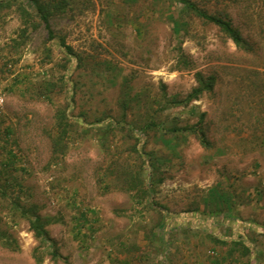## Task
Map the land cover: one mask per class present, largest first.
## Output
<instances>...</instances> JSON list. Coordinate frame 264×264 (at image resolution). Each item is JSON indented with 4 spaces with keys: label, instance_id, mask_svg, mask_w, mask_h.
Segmentation results:
<instances>
[{
    "label": "rangeland",
    "instance_id": "rangeland-1",
    "mask_svg": "<svg viewBox=\"0 0 264 264\" xmlns=\"http://www.w3.org/2000/svg\"><path fill=\"white\" fill-rule=\"evenodd\" d=\"M199 1L244 36H264V0H250L251 27L229 0ZM131 2L69 0L53 19L80 67L43 25L22 34L16 8L0 12V229L10 242L0 240V264H37L36 249L41 264H264V52L246 54L189 15L175 35V1ZM197 72L216 76L214 92L165 107L196 86ZM58 109L71 127L57 157ZM201 114L210 149L189 133L175 149L160 141L175 118L184 126ZM153 119L157 130L139 129ZM149 163L163 182L141 199L123 173ZM15 202L58 220L48 226L55 256ZM239 239L251 252L227 256Z\"/></svg>",
    "mask_w": 264,
    "mask_h": 264
},
{
    "label": "trees",
    "instance_id": "trees-1",
    "mask_svg": "<svg viewBox=\"0 0 264 264\" xmlns=\"http://www.w3.org/2000/svg\"><path fill=\"white\" fill-rule=\"evenodd\" d=\"M134 1L136 0H131ZM176 2L178 5L175 7V10L172 9L168 14L170 23L172 24L173 33L177 36L181 35V32L185 30L186 27V15L190 17H195L202 20L205 23L212 24L216 26L219 31L230 40L237 49L240 51L251 54L253 56L259 57L262 52H264V36L260 40H255V35L246 37L243 35L242 31L234 26L231 18L226 12L222 11H211L205 4L199 3L202 1L199 0H171ZM234 4L236 8L239 9L240 16L246 17V13L250 11L251 2L250 0H229ZM69 6V0H0V12L5 8L11 9L15 7V11L19 13L21 18L22 29L21 33L26 34L29 29L37 30L39 25H43L48 33V40H56L59 43V47L62 48L72 59L77 60L78 67H80V59L75 53L74 49L66 44V39L63 36H57L56 32L52 27V21L54 18L58 17L60 14L64 13ZM252 14L247 15V21L249 27L253 22ZM252 21V22H251ZM264 33V30H262ZM264 35V34H263ZM179 49V64H183L185 67L190 65L189 59L185 56L181 47ZM196 77V86L182 99L178 97H173L167 102L165 101L166 106H188L191 102L200 99L205 94H212L214 92L216 84V76L214 75H204L201 72L195 74ZM52 85V84H51ZM48 92H52L50 88ZM45 98H50L49 93L44 94ZM127 102L124 101L123 108L127 110ZM163 107V109L165 108ZM162 109V111H163ZM205 114H201L198 123L196 124H186L184 126L178 125V118H175V122H172L170 125L166 126L165 133L161 137V142L166 145L168 148L175 149L177 148L178 142L182 140L184 136L189 134H194L201 145L205 149H210L213 146L211 140L207 137L205 130L202 127V121ZM67 110L58 109L56 114V134L52 137V147L53 153L58 157L59 155H64L67 150V138L70 132V119ZM98 123L102 122V118H99ZM159 122L156 120L146 121L144 126L139 127L142 132L147 133L149 130H157ZM133 132H138V129L132 128ZM165 135H170L166 137ZM176 141V142H174ZM138 152L137 148L135 150ZM149 154V153H148ZM146 151L141 152L140 156L144 157ZM157 167L154 163H149L142 167L138 171L130 170L128 173H123L126 177V189L129 191H138L143 193L139 196L141 199L147 195V193L152 192L154 185L163 182V177L156 176ZM124 186V187H125ZM0 194L7 198V190L0 184ZM211 194L223 198L220 195L217 188H213ZM16 209L20 211V214L23 218L27 219L29 223L30 230L34 233L35 238L41 243L46 244L50 249L53 256L56 255L55 242L50 235L48 226L58 222L53 217L43 216L39 212V208L35 205L25 206L20 202L14 203ZM163 212H168L164 206H162ZM85 215V214H84ZM0 240L4 245L9 246V239L6 238L5 232H2L0 229ZM218 242L228 245L225 240H218ZM233 248L229 250L227 256L234 255L235 248L240 247L243 249V254H248L251 252V249L247 244H245L242 239L232 241ZM34 258L37 264H41L44 261L42 255H39L38 249L34 252Z\"/></svg>",
    "mask_w": 264,
    "mask_h": 264
}]
</instances>
